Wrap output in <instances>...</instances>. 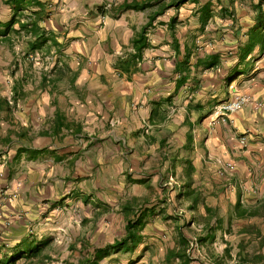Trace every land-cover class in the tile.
<instances>
[{
    "label": "crops",
    "instance_id": "obj_1",
    "mask_svg": "<svg viewBox=\"0 0 264 264\" xmlns=\"http://www.w3.org/2000/svg\"><path fill=\"white\" fill-rule=\"evenodd\" d=\"M178 1L0 0V264L90 258L127 203L153 209L131 264H179L180 239L188 264H264V46L242 57L257 0ZM236 94L252 102L214 111Z\"/></svg>",
    "mask_w": 264,
    "mask_h": 264
},
{
    "label": "trees",
    "instance_id": "obj_2",
    "mask_svg": "<svg viewBox=\"0 0 264 264\" xmlns=\"http://www.w3.org/2000/svg\"><path fill=\"white\" fill-rule=\"evenodd\" d=\"M179 3L184 2V0H179ZM124 8L140 9L144 7V4L132 3L124 4ZM251 9L254 11V25L249 29L247 36V46L242 57L248 53L253 45H258L261 49L264 46V0H257L255 3L250 4ZM13 19H11L6 27L13 24ZM19 29H23L33 36V39H39L41 41L45 40L42 34H39V28L37 23L30 19L23 24H19ZM143 32L137 37L133 38L131 41L132 53L128 55V59L124 60L120 67L125 71H129L135 65V60L140 57V52L145 46ZM190 182L185 184L184 191L181 192L180 196L188 201V206H193L198 199V195L189 189ZM122 212L124 213V233L118 239H114L112 242L105 244L100 248L94 249V253L90 258H83L82 260H77L76 264H98L100 259L112 254V253H132L138 245L142 242L141 240V230L145 224L146 218L153 214L152 208L147 207H132L131 203H127L122 207ZM48 241H44L35 246L34 251L39 250V247L46 245ZM184 239H180V247L176 250L171 249L166 253L164 259L166 262H172L175 258L179 261V264H188L190 262L189 256L183 251L182 246H184ZM143 249V248H142ZM13 258H7L2 264H13Z\"/></svg>",
    "mask_w": 264,
    "mask_h": 264
},
{
    "label": "built area",
    "instance_id": "obj_3",
    "mask_svg": "<svg viewBox=\"0 0 264 264\" xmlns=\"http://www.w3.org/2000/svg\"><path fill=\"white\" fill-rule=\"evenodd\" d=\"M252 102V99L247 96V95H234L232 96V98L222 102L221 104H218L217 106L214 107V111L217 114H225V113H230L233 112L237 109H239L240 107H242L243 105ZM254 106L257 108L260 106V103L258 102H254L253 103ZM243 142V140H242ZM216 164H219L220 166V170L222 171H230L231 164L226 162V163H221L219 160H215Z\"/></svg>",
    "mask_w": 264,
    "mask_h": 264
},
{
    "label": "rangeland",
    "instance_id": "obj_4",
    "mask_svg": "<svg viewBox=\"0 0 264 264\" xmlns=\"http://www.w3.org/2000/svg\"><path fill=\"white\" fill-rule=\"evenodd\" d=\"M173 198L174 197H171V200H174ZM154 199H156V196H154ZM51 259H53L55 261V257H53ZM115 259L117 260V262H115V264H131L132 262L135 261V259H129V254H127V253H122V254L118 255V257ZM136 259H138V258H136ZM126 260H128V261L126 262ZM108 261L106 262V264H114V261H111L110 259Z\"/></svg>",
    "mask_w": 264,
    "mask_h": 264
}]
</instances>
